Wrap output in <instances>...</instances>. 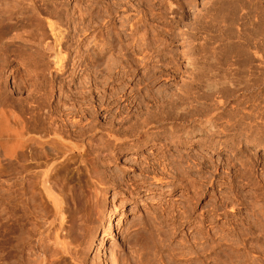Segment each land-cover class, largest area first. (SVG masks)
Listing matches in <instances>:
<instances>
[{
  "label": "rangeland",
  "instance_id": "1",
  "mask_svg": "<svg viewBox=\"0 0 264 264\" xmlns=\"http://www.w3.org/2000/svg\"><path fill=\"white\" fill-rule=\"evenodd\" d=\"M105 1L0 0V17L5 7L4 11L18 10L25 19L5 38L40 48L43 32L49 31L46 17L57 21L60 29L55 32L60 37L55 42L61 47L66 71L49 69L53 77L51 116L63 123L68 118L74 132L80 126L85 129L89 166L99 176L96 189L92 179L86 178L87 197L82 201L95 209L84 218L87 226H83L80 243L70 244L65 251L57 246L52 238L64 237L66 230L59 229L55 221L54 236L31 232L26 247L29 254L25 250L22 254L24 264H38L41 258L46 264H264V0H122L116 11L113 0L106 1L109 5ZM107 6H111L110 13ZM86 7L92 8L89 15ZM112 23L117 29L111 28ZM15 56L4 73L9 88L13 70L20 78L33 73L28 62H19ZM172 59L188 75L182 102L192 107L190 112L214 113V133L186 131L190 128L187 122L184 130L174 124L176 135L172 137L169 131L157 134L156 130L166 127L162 124H153L146 132L138 129L144 108L165 107L183 90L181 77L170 67ZM209 82L215 84L214 90L206 89ZM82 83L83 118L77 110ZM109 134L123 141L118 144ZM136 135L145 139L137 140ZM136 141L142 144L134 147ZM174 169L184 180L175 176ZM184 182L189 188L193 185L192 190ZM177 206H191L194 216L208 210L212 213L214 206L218 210L209 217L217 219L206 228L196 219L181 225L174 220ZM0 207L2 227L5 212L4 205ZM42 216L41 228L48 221ZM109 222L114 225V237L106 246L108 262L98 243L111 232ZM1 239L0 235V247ZM89 242L96 243L95 250H90ZM5 258L0 255V264H6Z\"/></svg>",
  "mask_w": 264,
  "mask_h": 264
},
{
  "label": "bare ground",
  "instance_id": "2",
  "mask_svg": "<svg viewBox=\"0 0 264 264\" xmlns=\"http://www.w3.org/2000/svg\"><path fill=\"white\" fill-rule=\"evenodd\" d=\"M106 1L104 4H106ZM121 1L122 0H113V2L111 3V4H113V7H112L113 11H116V8H118V6L119 7L122 6ZM14 5L15 4H13V6ZM106 5H109V4H106ZM16 6L20 7V5H16ZM110 7L107 6L106 11H107V8L109 10ZM4 8H3V11L1 10L3 12L1 14H3V16L1 15L2 17H0V205L1 204L4 205L5 217H4V222H3L2 227L0 226L1 227V230H0L1 234L0 235L2 238L1 239V247H0V255H4L6 257L5 258L6 264H24V262H26V261H23L24 256H22V254H23L24 250H25V253L27 252L26 247L28 244L29 235L32 234L31 232L37 231V232H39V234H38L39 236L42 234L47 235L48 233L49 234L51 233V235H52L53 233H55L51 230L52 228H54L53 226L55 224H53V223L55 221H57V223H59V226H58L59 229L61 228L63 230H66L65 231L66 235L64 237H61V236L58 237L57 236L58 234L55 237L53 234L54 237L52 236L53 237L52 239L56 238L57 242L55 241V243L57 244V246H59L63 251H65V249H67V246H69L70 244H73L74 242L80 243L79 240L84 235L83 234L84 230H85L84 227L87 226V225H83L84 218L85 217L88 218L91 215L90 212L94 208L93 205L90 203L88 204V201H85V199H84V201L86 202V205L82 203V202H84V201H82L83 197L84 198L87 197V194H85V190H86L85 186L87 187V183H86L87 179L86 178H88L87 176H89L90 178L88 180L92 179L91 183H93L92 185L94 187L95 184L97 183L96 181H97V178H99V176L97 177L98 173H96V168H95V170H93V166H91L92 164L90 165L91 168L89 166V164H90L89 159H91V157L90 156H89L90 158L88 157V150L89 149H87V144H86L87 142H85V139H84V135L86 133L85 129L82 128V126H80L81 128L79 127L78 131L75 129L76 132H74L71 129V128H73V126L71 128L69 127L70 122L69 123L67 122V121H69L68 118L64 117V118H66L67 121L66 122L64 121L65 123H63V121L59 122L60 120L58 121L56 118H53L54 116H51L52 114H51L50 108H52L51 102H52V97H53V85H52L53 77H52V75H50L49 69L54 70L53 69V67H54L55 70L57 69V71L59 73H61V71H63L65 68V63L62 61L63 57L61 58L62 55L60 56V52H62V51H59V49H61V47H59V44L56 45V42H55V41H57L56 39H59L57 37H60V35L56 34L57 31L55 32L56 29L57 30L60 29V28L58 29L59 25L58 26L56 25L57 21L54 23L53 22L54 20L51 21L49 17H46V18H48V20H46L45 26H47L48 29H46V27H45V29L49 30V31L43 32L42 36L44 39L40 37L44 42L41 43V47L39 48L37 46H34L35 44L32 42H30V43H32L34 45L28 44L27 42L22 43L21 41L14 40L13 37L11 39L10 38L8 39V37L5 38L8 35L7 33L9 30L14 28L15 26L22 24L25 19L23 18L21 13L18 12V10L12 11L10 8V12H9L8 9H6L7 11H4ZM86 8H87L86 12L88 11V9L89 10L92 9V8H88V7H86ZM111 10H109L108 13H110ZM87 13L89 15V11ZM90 15L92 16V12ZM107 16H108V14H107ZM89 17H87V18L89 19ZM105 18L106 17H104L103 19H105ZM111 18H110V20H111ZM110 20H109V22H110ZM105 23H106V21H105ZM90 24H92V23H90ZM113 27H114V29H117L116 28L117 26H115V24L112 23L111 28H113ZM115 32H113V33L114 34L118 33V32H116V33ZM118 38H116V40L114 38L115 42L116 41L118 42ZM114 40L112 42H114ZM103 41L106 43V41H108V40L103 38ZM39 42H37L38 46L40 44ZM110 45H112V44H110ZM155 51L158 52V50H156V49H155ZM12 54H14V57H16L15 54L18 55L17 60H20L19 62H23V63L28 62L29 65L32 67V68H30V70L33 69V71H32L33 73L31 72L32 74L27 78H20L21 75L19 77L17 76L18 74L16 75L17 70H16V73L13 70V72H11L12 73L11 76L13 79V81H12L13 86L9 88V86H7V84H6V79L4 78V73L7 69L9 70L11 67L10 65L13 62V58H14V57L11 58L13 56ZM63 60H64V58H63ZM170 61H171L170 67L172 68L173 73L174 74L177 73V75H179V77H181V80H182L183 90L178 92V94L175 98V100H178L181 103L176 105L174 103L175 100H171V102H169L170 101L169 100V101H167L168 105L167 106L165 105V107H164V105H162L160 108H152L153 110H148V108H147V110H145V108H144L143 109L144 112L141 113L142 116L140 118L141 120H139L140 121L139 125L138 126L136 125V126L138 127L139 130L146 132L145 129L147 127L150 128V126H152L153 124L154 125L155 124L166 125V127L164 126L165 128L156 130L157 134L161 133V132L167 133L169 131L170 136L172 134H173V136H175L176 135L175 134L176 128H174V124H179L178 126H182V127H180L182 129L184 126H186L185 123L187 122V124L190 123L189 124L190 128H189V126H188L189 129H187L185 127L186 131L205 129V131L208 133H214V131L216 130L215 120L213 119L214 113L207 112V113H204L202 115L201 113L190 112L192 107H190V105L185 104L186 102H184V103L182 102L183 98L186 97L185 96L186 92L184 89L188 88L187 87L188 85L186 86V79H187L188 75L186 77L183 75V73H181L179 65H178V63H176V61H174L173 59ZM46 71L48 72V75L45 74ZM64 71H66V70H64ZM191 76H192V74H191ZM191 76H189L190 77V79L188 81L189 83L193 77V76L192 77ZM83 83L81 85V93H80V100L81 101H80V105L78 106L79 109H77V110H79L78 114L80 115L79 117H81V118L84 117L85 112H86L85 107H84V105H85L84 99L86 97H85V93L83 90L84 89ZM218 83H220V82H218ZM184 86L186 88H184ZM206 86H207L206 89L209 88L210 90L211 89L214 90L215 84H213V83L211 84L209 82L208 84H206ZM184 92H185V94H184ZM187 92H189V91H187ZM24 93H25V95H23ZM15 94H16V96H15ZM187 100L191 101L190 99H188V96H187ZM188 104H191V103H188ZM196 107H198V105ZM71 109H72V107H71ZM150 109H151V107H150ZM198 109L199 108H197V110ZM67 110H68V108H67ZM194 111H196V110H194ZM203 112H205V111H203ZM53 115H55V113ZM55 116H57V115H55ZM58 117H61V115ZM60 119L63 120L62 118H60ZM71 125H73V124H70V126ZM183 130H184V128H183ZM109 136L111 137V139L116 141L118 144L121 143L122 139L120 140L119 138H117L113 134L112 135L109 134ZM135 137L137 140L138 139H145L144 138L145 136H143V135L142 136L136 135V136H134V138ZM129 143H131V142H129ZM141 144L138 143V141H136L133 143V146L139 147ZM102 145H104V143ZM103 147L105 148V146H103ZM162 147H163V145H162ZM160 148H161V146H160ZM106 154H107V152H106ZM89 155H90V153H89ZM155 159H156V161L160 160L159 158H155ZM165 159H167V156H165ZM169 160H171V159H169ZM153 163L154 162H149L148 164L152 165ZM174 165L175 164H173V166ZM162 168L164 170L165 166H162ZM171 169H173V168H171ZM173 171L175 172L174 174H175V176H177V178L184 180L183 175H181V173H179V170L174 169ZM100 173L101 172H99V174ZM174 174L171 176H174ZM154 179H155V177H154ZM156 179H158V178H156ZM156 179H155V182L156 183L159 182V180H156ZM212 180L213 179L210 178L209 183H211ZM90 181H89V184H90ZM183 185L185 187H187V186H189V183L184 182ZM96 186L94 187L95 189H96ZM192 186H191V188H192ZM91 187L89 186L87 189H89ZM189 187H187V188L191 189ZM163 189L165 190L167 188H163ZM97 192H99V191H97ZM89 193H91V192H89ZM93 194L94 193H92L91 195H93ZM196 194H198V192ZM89 200H92V199L89 198ZM74 201L76 204L74 203ZM89 202H91V201H89ZM73 203L75 205H73ZM90 205H92V207ZM214 206L212 209H210L213 211L212 213H211V211L208 210L207 213L200 212L196 216H194L193 214L190 215V212H191L190 207L191 206L186 207V208L177 206L176 207L177 208L176 213L178 214V217H176L174 220L176 223H180L182 225L184 222H191L192 220L196 219L202 228H206L207 223L209 224V223L215 222V220L217 219V218L216 219L214 218L215 216L209 217L210 214L213 215L218 210V208L214 207ZM253 209H255V208H253ZM0 211L2 212V209H0ZM42 215H45L48 218V221L46 220L45 224L42 223V224H44L43 228H41V225L39 224V218ZM92 216H95V215H92ZM227 217L228 216H226L224 214L225 219L224 218L223 219L225 221H227L228 220ZM27 224H28V226H27ZM84 224H85V222H84ZM113 226L114 225L112 224V222L108 223L107 227L109 230H111V232L108 234L107 237H103L101 239V241L98 243V246L100 247V249L102 251L101 253L104 255L105 261H108L110 258L109 257L110 255L108 254L110 252L107 251L106 246H107V243L109 241V238L114 235L113 234ZM88 227H90V226L88 225ZM258 229H260V228H258ZM35 234H33V235H35ZM47 236H49V235H47ZM245 236H247V235H245ZM233 237H234V235H233ZM37 238H38V236H37ZM40 238H42V236ZM94 238H96V237L94 236ZM242 238H243V236H242ZM229 240H231V239H229ZM232 240H233V238H232ZM32 241H33V239H32ZM87 241H88V239H87ZM89 243H91L90 244V250H95L94 248H95L96 243L95 242H89ZM242 243H244V242H242ZM159 244H161V243H159ZM43 245H44V243H43ZM236 245H237V243H236ZM155 246H157V245H155ZM73 247H72V252H73ZM200 248H202V247H200ZM75 249H76V246H75ZM166 249L167 248H165V250ZM203 249H205V248H203ZM36 250H38V249H36ZM200 251H201V249H200ZM59 252H61V251H59ZM75 252L76 251H74V253ZM54 253H56V252H54ZM49 254H51V253H49ZM58 254H60V256H61V253H58ZM63 256H64V253H63ZM63 256H62V258H63ZM262 256L263 255H261V257ZM182 257L184 258V256H182ZM12 258H14V260ZM122 259H124V258H122ZM226 259H228V258H226ZM50 260H52V259H50ZM56 260L58 261V258ZM110 260H111V258H110ZM255 260H257V259H255ZM259 260L261 262V259H259ZM224 261H226V260L224 259ZM38 262H37L38 264H46L47 263V262L45 263L44 259H42V258ZM49 262H51V261H49ZM224 264H226V263H224Z\"/></svg>",
  "mask_w": 264,
  "mask_h": 264
}]
</instances>
